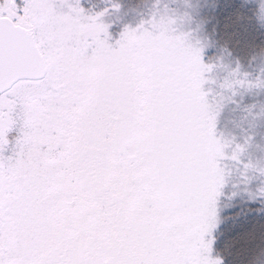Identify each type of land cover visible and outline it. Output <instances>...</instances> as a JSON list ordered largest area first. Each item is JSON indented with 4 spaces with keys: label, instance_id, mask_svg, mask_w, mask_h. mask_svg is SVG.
I'll return each mask as SVG.
<instances>
[{
    "label": "snow or ice",
    "instance_id": "snow-or-ice-1",
    "mask_svg": "<svg viewBox=\"0 0 264 264\" xmlns=\"http://www.w3.org/2000/svg\"><path fill=\"white\" fill-rule=\"evenodd\" d=\"M160 3L113 41L108 9L0 0V264H224L225 162L246 187L264 169L217 135L216 63L190 13Z\"/></svg>",
    "mask_w": 264,
    "mask_h": 264
},
{
    "label": "trees",
    "instance_id": "trees-1",
    "mask_svg": "<svg viewBox=\"0 0 264 264\" xmlns=\"http://www.w3.org/2000/svg\"><path fill=\"white\" fill-rule=\"evenodd\" d=\"M105 1L85 0L82 6L94 10L93 5L99 4L102 9ZM108 3L119 5L117 11L105 17L113 38L118 39L125 26L135 27L151 17L156 0H109ZM165 3L170 9L179 8L181 12L190 13L191 21L180 25L184 30L194 29L195 36L209 37L203 54L205 63H217L222 59L231 68L239 64L242 72L251 73L250 78L255 77L264 53V19H260L257 12L260 0H189L191 7H186L183 0L176 3L161 0L157 7L163 9ZM223 75L224 72L216 69L210 79H222ZM217 86L216 83L205 86L212 90L209 99L220 91ZM253 104L264 105V89H240L238 95L224 103L217 116L218 136L222 134L224 138L231 134L237 142H242L244 136L254 135V146L242 157L245 160L264 158V119H244L246 106ZM230 111L234 117L224 123ZM227 151L230 155L231 149ZM225 163L229 183L224 189L225 195L219 199L211 254L214 258H222L224 264H264V198H256V188L264 187V175L258 176L251 187H246L240 180L241 171L232 161Z\"/></svg>",
    "mask_w": 264,
    "mask_h": 264
},
{
    "label": "clouds",
    "instance_id": "clouds-1",
    "mask_svg": "<svg viewBox=\"0 0 264 264\" xmlns=\"http://www.w3.org/2000/svg\"><path fill=\"white\" fill-rule=\"evenodd\" d=\"M156 3H157V0H156ZM154 11H156V8ZM196 39H199L202 43L207 44V45L210 42L208 36L197 37L194 35L193 40H196ZM216 69L224 72L222 79L217 80L216 78H213V80L215 81V83L218 85L220 89V91L216 92V95H215L216 97H218L217 102L224 105L226 101L232 100L233 97L239 94L240 89L234 90L231 87L233 82H235L238 77L245 79V80H256L258 77H264V53H262V58H261L260 64L258 65L257 74L253 78H250L252 76L251 73L242 72L239 64H237L235 68H231L227 64L223 63L222 59L217 61ZM245 73H247V76H245ZM254 109H257V110L254 111ZM245 112H246V116L244 117V119H248V117H251L252 121L264 119V105H255V104L248 105L245 108ZM251 135L253 134H248L244 136L242 139V142H240L241 147L244 148V152L239 153L240 155H245L248 152V142H249ZM223 139H224V142L228 144H231L234 141H236L235 136H232L231 134H228ZM251 161L253 163L256 162V160H253V159H251ZM260 163H261V168L264 169V158H261Z\"/></svg>",
    "mask_w": 264,
    "mask_h": 264
},
{
    "label": "rangeland",
    "instance_id": "rangeland-1",
    "mask_svg": "<svg viewBox=\"0 0 264 264\" xmlns=\"http://www.w3.org/2000/svg\"><path fill=\"white\" fill-rule=\"evenodd\" d=\"M83 1H85V0H81V6H82V2ZM109 2V0H106L105 1V3L104 4H101V6H103V5H105L104 7H102V9L99 7L100 5L99 4H97L96 6L95 5H93V7L95 8L94 10L93 9H85V11L87 12V13H89V14H94V13H96V12H100V11H103L104 9H108L109 10V12L102 18L103 20H104V22L105 23H107V21H106V18H107V16L108 15H110V12L111 11H117V10H115V9H113V5H114V3H108ZM98 6V7H97ZM83 7V6H82ZM106 17V18H105ZM109 32H110V34H111V36H112V34H113V32L112 31H110V29H109ZM112 38H113V36H112ZM117 39V38H116ZM115 39L113 38V41H114ZM217 88L219 89V87L217 86ZM234 117V115H233V111H230V112H228V114H226V117H225V119H224V123H226V122H228L231 118H233Z\"/></svg>",
    "mask_w": 264,
    "mask_h": 264
}]
</instances>
